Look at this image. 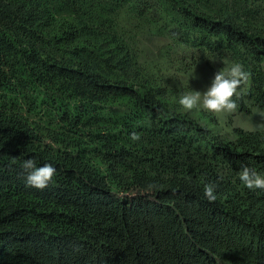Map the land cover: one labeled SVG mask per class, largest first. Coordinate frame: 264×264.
<instances>
[{
  "label": "trees",
  "instance_id": "16d2710c",
  "mask_svg": "<svg viewBox=\"0 0 264 264\" xmlns=\"http://www.w3.org/2000/svg\"><path fill=\"white\" fill-rule=\"evenodd\" d=\"M232 63L264 115V0H0V264H264V129L178 103Z\"/></svg>",
  "mask_w": 264,
  "mask_h": 264
},
{
  "label": "clouds",
  "instance_id": "9594fccd",
  "mask_svg": "<svg viewBox=\"0 0 264 264\" xmlns=\"http://www.w3.org/2000/svg\"><path fill=\"white\" fill-rule=\"evenodd\" d=\"M249 73L240 63H232L230 67L218 71L211 84L203 92L192 90L179 98V105L185 112H191L202 108L205 111L221 114H233L238 110L239 105L236 99L241 96V89L247 84ZM234 97L236 99H234ZM264 117V115H261ZM255 131V128L249 129ZM131 140H140L138 133L131 134ZM15 163V160L13 161ZM23 172L26 173V186L43 190L49 186L56 175V168L45 163L43 166H37L34 159H25L21 165ZM239 180L249 190H264V175L258 173L255 169L244 166L239 172ZM156 185H149L148 191L157 189ZM216 184L207 183L204 185V197L212 203L217 200Z\"/></svg>",
  "mask_w": 264,
  "mask_h": 264
},
{
  "label": "rangeland",
  "instance_id": "374dc122",
  "mask_svg": "<svg viewBox=\"0 0 264 264\" xmlns=\"http://www.w3.org/2000/svg\"><path fill=\"white\" fill-rule=\"evenodd\" d=\"M150 44H147V46ZM157 45V44H154ZM150 47V46H149ZM152 49V47H150ZM156 48H153L155 50ZM156 53V52H155ZM215 66V65H214ZM213 67V66H211ZM210 66H196L194 67L188 74H184L180 76V80L182 84L188 83L187 85H183L184 91L190 92L192 90L195 91H205L207 87L211 84V81L214 79V75L212 73L213 68ZM195 116L200 117H212L218 123L217 128H219L223 132H232L234 128L240 127L246 130L255 128V129H264V117H261L262 112H254V113H243L239 109L236 113L227 114H215L208 111L200 109H195L191 111Z\"/></svg>",
  "mask_w": 264,
  "mask_h": 264
}]
</instances>
